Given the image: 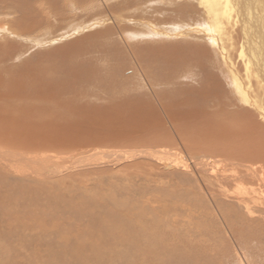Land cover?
Segmentation results:
<instances>
[{"label": "rangeland", "instance_id": "1", "mask_svg": "<svg viewBox=\"0 0 264 264\" xmlns=\"http://www.w3.org/2000/svg\"><path fill=\"white\" fill-rule=\"evenodd\" d=\"M49 1L47 3L41 0H0V100L8 101L12 96L16 99L18 93L15 89L21 75L20 71L28 72V65L36 67L40 64L41 67H45L46 77L43 78L51 80L59 77L58 81L66 78L71 81V83L67 82V91L62 94L67 96V101L87 107L85 112L94 119H84L82 125L77 126L75 123L73 126L69 125L67 121L57 124L48 123L47 127H42L46 128V131L37 134L21 123L17 128V134H8V125L1 122L0 117V141H2L1 136L10 141L6 146V150L9 151H0V154L7 153L8 166L10 168L14 166L11 168L12 171L7 170L0 174V264H264V194L259 191L254 195V186L244 182L225 185L215 176H211L208 171H199L197 157L198 160L203 159L201 156L203 151H199L202 144L199 146L198 143L217 132L214 130L215 127L212 128L207 123L208 119L206 121L200 116L197 119V87L183 86L189 81L185 73L189 67L180 66L182 69L178 72L170 67L171 64H164L166 60L164 54L176 51L177 45H180V49L185 46V42H192L197 46V43L205 41L204 34L197 30L203 29V26L197 25V20L204 9L203 6L211 14L208 9L209 3H206L208 1L200 3L197 0H124V2L123 0H108V2L107 0L86 2L60 0L62 10L57 5L59 0ZM25 2L26 5H23ZM77 8L81 9L77 12ZM86 10L89 12L87 13ZM199 11L201 12L198 14ZM115 13L116 15H113ZM60 14H64V17L62 15V18ZM70 14L80 18L78 19L80 22L71 16L68 17ZM87 15H92L91 19ZM82 17L86 18L85 21ZM56 18L61 20L59 22L61 24ZM50 22H53V25ZM62 22H68L70 26ZM79 23L83 26L79 27ZM51 25L52 28L55 26L53 31L50 30ZM61 25L67 26L62 29ZM151 25L160 30L168 32L171 30L174 34L170 36L158 34L154 37L156 35L148 30L150 29L148 26ZM34 27H38L37 30ZM39 29H42V32ZM90 29L92 30L89 31ZM45 31L47 35L42 34ZM83 34L86 37L82 36ZM88 35L91 37H87ZM62 37L65 39L63 40ZM206 42L210 44V41ZM147 45L149 51L159 52L158 55L151 53L143 56L142 51L145 49L142 48ZM223 45L229 49L228 52L232 56L238 58L239 54L236 52L238 49L235 48V51L230 49L228 39ZM8 46L9 49L5 50ZM77 50H80L79 54L82 53L79 56H82L80 62L76 59ZM216 53H214L215 62L222 64L220 52L216 51ZM197 56H200L198 52ZM176 57L182 60L180 55ZM72 62L77 63V66L82 62L86 65L81 72ZM54 64H56L55 68ZM204 67V64H199L194 69L197 70L195 72L197 77L204 78ZM214 68L215 72L216 69H221L220 65ZM72 71L78 75V80L73 78L74 81L77 80L75 84H72L74 83ZM114 73L119 77L117 76L115 82L109 85L113 88L132 85L131 88L138 91V95L136 94L133 99L142 98L146 103L145 107L133 110L129 106L124 110L118 106L120 104L118 103L114 107L113 115L95 107L96 104L87 97L88 91L90 89L98 91L97 85H105L106 82L103 80H109ZM63 74L65 76L61 77ZM95 78L99 79L97 83L94 82ZM252 81L255 82V79ZM175 82L181 86L176 85ZM221 82L225 86L229 80L225 78V81L221 80ZM167 84L169 88L174 86L173 90H169L170 93L167 92ZM229 86L232 89V85ZM192 90H195V93H192ZM228 92L227 100L226 98L223 100L224 109L228 113L236 114L237 107L233 104L240 103L234 101L229 89ZM113 93L114 90L109 93L111 97L108 99L114 97ZM57 94L58 91H53V101L57 98ZM158 97L162 102H164L162 97L166 98L165 107L168 108V113H163L162 106L157 101ZM176 99L183 102L184 106L173 108L171 103ZM22 101L27 100L23 98ZM199 105L202 107L201 104ZM0 108L3 112L4 107L1 104ZM140 109H147L148 113L140 115L138 113ZM238 112H241V108ZM0 115L10 119L15 117L4 116L3 113ZM29 115L35 118L33 112ZM76 121L79 123V118ZM29 124L34 128L41 125L40 122ZM48 126L51 132L47 131ZM65 126L75 127L66 131L56 129ZM0 146L5 145L0 143ZM19 151L21 154L18 153ZM224 161L222 163L226 164L227 161ZM36 171L38 175H35ZM219 174L221 176L222 173ZM257 188L258 186L255 190ZM25 190L27 192L20 197V191ZM30 190H34V197L40 196L38 199L42 202L41 205L30 207L33 215L39 219V222L35 223L39 226L34 231L25 230L28 224L23 218L19 222L17 220L19 218H14L15 210L17 216L24 217L29 214L28 209L20 205V202ZM50 198L56 199V202L52 204ZM84 198L95 203L90 214L84 215L85 210L78 207L81 200L85 201ZM29 199L30 197H27L26 201ZM47 199L48 202L45 201ZM3 200L8 204L2 203ZM44 201L46 204L43 203ZM71 202L74 205H70ZM116 204L120 207V212L131 215L130 221L145 235L144 241L147 247L133 251L127 243L117 241L119 235L114 236L115 231L111 230L112 235L110 232L99 235L98 230L94 237L100 240L99 243L93 247L94 244H91L89 239L86 240L80 247L81 257H84L85 261L75 260L77 256L73 251L72 241H76L78 236L88 229L94 216L105 218V214ZM71 206L78 207V213L82 216L79 217ZM140 212H144L145 215L138 217ZM151 222H154L155 226H151ZM58 229L67 233V236L61 235L63 238L61 237L60 240L63 242L58 240L60 234L56 235ZM110 238L111 241L115 240L113 244ZM108 240L109 245H107ZM52 254H55V257ZM103 255L109 257L115 255L114 258L111 257L115 263L108 259L102 260ZM52 258L53 261H50ZM70 260H73L72 263ZM104 261L105 263H102Z\"/></svg>", "mask_w": 264, "mask_h": 264}, {"label": "bare ground", "instance_id": "2", "mask_svg": "<svg viewBox=\"0 0 264 264\" xmlns=\"http://www.w3.org/2000/svg\"><path fill=\"white\" fill-rule=\"evenodd\" d=\"M41 1L42 2H47L49 0H41ZM57 1H56V3H57ZM86 1L87 0H85V2ZM154 1H156V0H154ZM197 1L200 2V3L202 1L203 2L204 1H208L206 3H209L208 9L211 12V14H209V12L205 9V6L202 5L204 7V9L202 11L203 14H201L202 12L199 11L198 14L201 12L200 15L197 14L198 16H200V17H198L199 19L197 20L195 18L198 21V23L196 22L197 25L199 24V26H201V27L203 26V29H199L198 28L197 30L204 34L205 41L202 42V43H197V46H196V44H194L192 42L191 43L190 42H187V43L185 42L184 43L185 44L184 47L181 45L182 47L179 49L180 45L179 46L177 45V50L173 51L172 53H167L168 51L167 52L164 51L165 53H167L166 55L164 54V57L166 58V60H164L165 61L164 64L165 65H166V63L171 64L170 67L172 69L178 70V72L184 66L189 67L188 71L185 72L186 75H187L186 79H188L189 81L184 83L185 85H183V86L197 87V109H196V111H197V119H198L199 116L201 117V119H205L206 121L208 119L209 122H207V123L210 125V127H212V128L215 127L214 130L217 132V133H215L213 135H209L207 138L205 137L203 142L198 143L199 146L202 144V146L199 147V151H203L202 154H201L203 159L198 160V157H197V165L199 167V171H203V172H207L208 171V173L211 176H215V178L217 180H220V182L222 181V183L224 182L223 184H225V185L238 183V182H244L246 184H249L250 186H254V189H253V191L255 192L254 195H257V192H259V191L262 194H264L263 193L264 192V190H263L264 189V0H197ZM75 2H77V0ZM93 2H92V4H93ZM107 2H108V0H107ZM123 2H124V0H123ZM3 3H1V4H3ZM8 3H7V5H8ZM59 3H60V0L58 1V4H57L59 6L58 8L60 9V4ZM72 3H74V2H72ZM37 4H40V3H37ZM86 4H88V2ZM23 5H26V2ZM108 5H110V4L108 3ZM40 6H38V7H40ZM44 6H45V4H44ZM191 6H193V5L191 4ZM94 8H95V6H94ZM78 9L79 8H77V12H78ZM200 9H202V8H200ZM60 10H62V9H60ZM14 11L15 10H13V12ZM87 11L88 10H86V12ZM205 11H206V14L204 15ZM13 12H11V13H13ZM35 12H37V11H35ZM105 12H106V10H105ZM127 12H128V10H127ZM37 13H36V15H37ZM45 13H47V11ZM80 13L81 12H79V14ZM31 14L32 13L30 12V15ZM50 14H52V13H50ZM76 14H78V13H76ZM30 15H28V16H30ZM56 15H58V14H56ZM60 15H61V17H62V15L64 17V14H60ZM96 15H98V14H96ZM113 15H116V13L113 14ZM52 16H54V15H52ZM52 16H51V18H53ZM69 16H71V14L68 15V17ZM87 16H89V15H87ZM91 16H89L88 18L91 19ZM118 16H119V14H118ZM15 17H17V16L15 15ZM71 17L73 19L75 18L74 16H71ZM70 18H68V19H70ZM82 18L84 19L85 17H82ZM76 19H77V21H79L78 19H80V18H75V20ZM85 19L83 21H85ZM125 19H127V18H125ZM128 19H130V18H128ZM15 20H17V18ZM56 20H57L58 23L61 22V20H59L57 18H56ZM96 20H97V18H96ZM77 21H75V22H77ZM109 21H110V19H109ZM112 21H113V19H112ZM11 22H12V20H11ZM15 22L17 23V21H15ZM54 22H55V20H54ZM57 22H55V25H57L56 24ZM50 23H52V25H53V22H50ZM72 23H74V22H72ZM87 23L88 22L86 21V24ZM15 24L13 23V25H15ZM59 24H61V23H59ZM63 24H67L68 25L69 23L67 22V23H63ZM83 24H84V22H83ZM83 24H80L79 27L81 25L83 26ZM39 25H41V24L39 23ZM52 25H51L50 30L52 29V31H53V28L55 26L52 28ZM62 25L60 27H62ZM76 25H77V23H75V26ZM6 26H4V27H6ZM42 26H43V24H42ZM66 26H63V27H66ZM68 26H70V25H68ZM57 27H58V25H57ZM63 27H62V29H63ZM148 27H150V29L147 28L149 30V32H152L154 35H156L154 37H157L158 34H163V35L168 34L169 36L171 34H174L173 31H171V30H169V32L168 31H164V30H160V29H157L156 27H154L152 25L148 26ZM36 28H38V27H34V29H36ZM160 28H161V26H160ZM66 30H68V29H66ZM91 30L92 29H90L89 31H91ZM7 31H9V29H7ZM25 31H27V30H25ZM52 31H50V33ZM122 31H124V30L122 29ZM41 32H39V33H41ZM46 32L47 31L43 32L42 34H46ZM54 32H55V30H54ZM234 32H236V35H234ZM109 33H111V32H109ZM54 34L56 35V33H54ZM95 34H96V32H95ZM143 34H144V32H143ZM62 35H64V34L62 33ZM98 35H101V34H98ZM134 35H135V33H134ZM57 36H59V35H57ZM82 36H84V34ZM105 36H107V34H105ZM137 36H139V35H137ZM225 36H227V38H225ZM32 37H33V35H32ZM52 37H54V36H52ZM84 37H86V36H84ZM87 37H91V36L88 35ZM142 37H144V36L142 35ZM145 38H147V37H145ZM6 39L8 40V38H6ZM62 39H63V37H62ZM161 39H162V37H161ZM226 39H228V43H229V48L230 49H234L233 51H235L236 49L239 50V51L236 50V52L239 54L238 58H237V56H232V54L228 52L229 49L225 45H223V43L226 44ZM65 41H67V40H65ZM70 41L72 42V40H70ZM206 41H210V44L207 43ZM22 42H24V41H22ZM81 42H83V41H81ZM62 44H63V41H62ZM3 46H4V44H3ZM9 47L10 46L5 48V50H8ZM129 48H130V46H129ZM147 48H149L148 45L145 46L144 48H142V49H145V50L142 51L143 56H144V54H151V53L158 55L159 52H151ZM65 50L68 51L69 49H65ZM79 51L80 50L76 51V59H78V61L80 62V58H82V56L81 57H79V56L82 55V53L79 54ZM216 51L220 52V54L222 56L221 59H222V64L223 65L220 64V63L218 64V62H215L216 56H214V53H216ZM7 52H10V51H7ZM197 52L200 54V56H197ZM14 53H16V52H14ZM14 55H16V54H14ZM177 55H180V57H182V60L179 59L178 57H176ZM215 55H217V53ZM89 57H91V56H89ZM218 57H220V56H218ZM236 58L238 59V61H237ZM57 59H59V58H57ZM105 59L107 60V58H105ZM14 60L15 59H13V61ZM156 60H158V59L156 58ZM13 61H12V63H13ZM59 62L60 61H58V63ZM29 63H31L30 60H29ZM199 64H204L205 65V67L203 68V73L205 74L204 78H202L200 76L197 77V75L195 73V72H197V70H194V69L197 68V65H199ZM54 65H55L54 66V68H55L56 64H54ZM73 65L76 68H79V70L82 72V70L84 69L83 66H85L86 64H84V62H82L81 64H79V66H77V63H73ZM219 65H220L221 69H216L217 72H215L214 71V69H215L214 67L215 66L218 67ZM42 67H43V69H42ZM42 67H41L40 64H38L36 67H32V66L28 65V70H27L28 72H25V71L21 72L20 71L21 75H20V78L18 79V81L16 82V89H15V91L18 93L17 94V98L14 99V96H12L11 99L8 100V101H5L3 99L0 100L1 106L4 107V111L3 112H2V109L0 108V114L3 113L4 116H15V117H12L10 119V117H2L0 115L1 122H3L5 125H8V134H17V132H16L17 128H18L19 124H21V123H23L24 126L27 125L28 129L31 132H35L37 134L38 132L41 133V132L46 131V128H42V127H47L48 123H56L57 124V123H60V122L67 121L69 125L73 126L74 123H75V125L77 126V125H82V120H84V119H87V118L94 119L92 116H90L88 113L85 112L87 110V107L77 106V105L74 104V102L67 101L66 100L67 96H65V94H62L64 91L65 92L67 91V87H66V84H68L67 82L71 83V81H69V79H67V78L65 80H63V81H58L59 77H56V78L51 79V80H47L46 78H43V76H45V72H44V68L45 67L44 66H42ZM125 68H127V67H125ZM243 70L245 72H243ZM127 73H128V71H127ZM71 75H72V80H73V78H77V80H78V75H77V73L75 71H72ZM64 76H65V74H63L61 77H64ZM117 76L119 77V75L114 73L112 77L110 76L109 80H103V81L106 82V84L105 85L104 84H98L97 87H96L98 89V91H93V89H90L88 91L87 97L90 98L92 100V102H94L96 104L95 107H99L103 111L108 112L110 115H113L114 107L118 103H120V104H118V106L122 107L124 110H127V108L129 106H131L133 108V110H136V108L138 109V108L145 107L146 103H145V101L142 98L138 97V98L133 99L135 96L138 95V91L137 90H133V88H131L132 85L131 86L125 85L124 87H118L117 86L116 88H113L112 85H109V84H112V83L115 82V80L117 79L116 78ZM225 78L229 80V83L227 85L223 86L221 80L225 81ZM253 79H255V82L252 81ZM22 80H23V82H22ZM77 80H75V81L73 80L74 83H72V84H75L77 82ZM97 80H99V79L95 78L94 82L97 83ZM173 80L175 81V79H173ZM175 84L178 85V86H181V85L177 84L176 82H175ZM229 84L232 85V89H231V86H229ZM98 86H100L101 88H99ZM139 87H140V85H139ZM227 88L231 92L230 94H231L232 98L234 99V101H237L238 103H240L239 105H237L236 103L233 104L235 107H237V109H236L237 113L236 114L228 113L224 109L223 100H225L224 98H226V100H227L228 93H229ZM0 89H1V86H0ZM68 89H70V88H68ZM173 89H174V86L172 88H169V85H168V91L167 92L170 93L169 90H173ZM20 90L23 92V94H21ZM55 90L58 91V94H57V98L53 101V99H54L53 98V91H55ZM112 90H114V93L112 95L114 97L108 99L109 97H111V94H109V93H111ZM192 93H195V90H192ZM81 94L83 96V93H81ZM143 95H145V94H143ZM23 98L25 100H27V101H22ZM162 98H163L164 102H162L160 97L157 98V101H159L160 105L162 106L163 113L166 114V113H168V108L165 107L167 102L165 101L166 98H164V97H162ZM195 103H193V105H195ZM171 104H173L172 105L173 108H176V107L180 108V107L184 106L183 102H181L179 99L174 100L173 103H171ZM199 104H201L202 107H200ZM21 106H22V109H20ZM92 106H93V104H92ZM239 108H241V112H238ZM30 112H33V114L35 115V118H32L29 115ZM138 113L140 115H146L148 113V110L147 109H140V110H138ZM7 118H8V120H7ZM78 118L80 120L79 123H77L78 121H76V120H78ZM35 120H36V122H40L41 123V125L40 126L37 125L36 128L32 127L29 124V123H36ZM96 120H98V119H96ZM74 127L66 128V126H65V127H62V128L58 127L56 129H59L60 131H62V130L66 131V129L70 130V129H73ZM53 128H55V127H53ZM48 129L49 130H47V131L51 132L50 126H48ZM78 132H80V131H78ZM1 138H2V141H0V143H4L5 146H3V147L0 146V151L1 152L9 151L8 149L6 150V146L10 142L9 139L7 140L5 137H2V136H1ZM12 144H10V145L12 146ZM59 144H61V143H59ZM33 148H34V146H33ZM43 148H44V146H43ZM51 151H52V149H51ZM55 151H58V150H55ZM69 151H70V149H69ZM72 151H73V149H72ZM18 153H20V151ZM49 153H50V151H49ZM63 153H65V152H63ZM26 154H27V152H26ZM0 155H1V159H0V166H1L0 174H3V172H6L7 170L8 171H12L11 168H13L14 166H12L11 168L8 166V164H7V153H1ZM22 155H23V153H22ZM41 157H42V154H41ZM45 157H46V155H45ZM46 159H48V158H46ZM224 160L227 161L226 164L222 163ZM36 164H37V161H36ZM203 169H205V170H203ZM13 170H15V169H13ZM42 171H40V172H42ZM29 172H31V170H29ZM36 172L37 173L36 174L34 173V174L38 175V171H36ZM220 172L222 173L221 176L219 174ZM31 174H33V173H31ZM0 181H1V179H0ZM256 186H258L257 190H255ZM21 189H22V187H21ZM25 192H27V191L26 190L25 191H20V197H22L23 193H25ZM33 194H35L34 190L28 191V194L26 195V197L22 198L24 200L20 202V205L25 206L28 209L27 211H28L29 214L28 215H24V217H22L21 215L17 216L16 210H15V214H14V218H19V219H17L18 222L22 218L27 222L28 228H25L26 231H34L39 226V225L35 224L36 222L37 223L39 222V219L36 217V215L35 216L33 215L34 213H32V211L30 209L34 205H37V204L39 205L40 203L42 204V202L40 201L41 199L40 200L38 199V198H40V196L36 195V197H34L35 195H33ZM3 196H6V195H3ZM27 197H30V199L26 201ZM5 199H6V197H5ZM86 199H85V201L81 200L79 202V204H78L79 209L85 210V213L83 212L84 215L86 213L90 214V212H92V209L95 207V203H93L92 200L88 201ZM45 201L48 202L49 199H47ZM45 201L43 203H45ZM50 201L53 204V203L56 202V199L50 198ZM2 203H7V202H5V200H3ZM20 205L16 204V206H18L19 208L21 207ZM70 205H74V203L72 204V202H71ZM117 206H118V204L113 206L105 214V218H104V216L102 218L94 216V218L91 219V224L88 226V229L87 230L85 229L86 231L84 233L82 232V234L80 236L76 235V236H78V238L76 239V241L75 240L72 241L73 242L72 245H73V248H74L73 251L76 252L75 255L77 256V258L74 257L75 260L79 259V260H81L83 262L85 261L84 257H81V253L82 252L80 250V247H82V245L86 242V240L89 239L91 241V244H94L93 247L97 243H99L100 240H98L96 237H94L95 232H97L98 230H99V235H104L107 232L108 233L110 232V235H112V231H115L114 232V236L115 235H119L117 241H119L121 243H123V242L127 243V246H129L130 249L133 250V251H136V250L138 251V250H141V249H144V248L147 247V243L144 241V236L145 235L142 234V231L138 230L137 227L133 226V222L130 221L131 215L126 214V213L123 214L122 212L119 211L120 207H117ZM78 207L71 206V208H73L75 213H77L78 216L81 217L82 215L80 213H78L79 212ZM248 208L249 207H247V209ZM38 210H36V211L38 212ZM249 210L251 211L250 208H249ZM51 212H53V210ZM93 213H94V211H93ZM71 214H72V212H71ZM144 215H145L144 212H140L138 217H141V216L143 217ZM52 217H54V216H52ZM232 218H234V217H232ZM75 221H77V220H75ZM20 223H22V222L20 221ZM150 224H151V226H155L154 222H151ZM14 230L16 231V229H14ZM23 231H24V229H23ZM58 231H59V229H58ZM58 234H60L59 237L57 236L58 240L61 239V237H62L61 235H63V234L67 236V233H63L61 230L56 235H58ZM107 236H109V234H107ZM39 238H40V236H39ZM64 238L66 239L67 237H64ZM112 238H114V237H112ZM41 239H42V237H41ZM113 240L111 241V238H110L111 244H113V242L115 241V240L114 241ZM110 241L109 242L106 241L108 243L107 245H109ZM61 242H63V241H61ZM65 242L66 241H64V243ZM116 243H114V244H116ZM101 246H103V245L101 244ZM84 248H85V246H84ZM104 248H106V247H104ZM63 254H64V252H63ZM52 255H53V257H55L54 256L55 254H52ZM75 255H72V256H75ZM92 255H93V253H92ZM115 255H113V256H115ZM72 256H70V257H72ZM103 256L104 257L102 258V260L103 259H108L109 261H112L111 259L114 258L113 256L109 257L108 255H107L108 257L106 255H103ZM111 257H113V258H111ZM65 258H67V257H65ZM95 258L97 259L98 257H95ZM51 260L53 261V258L50 259V261ZM70 261H69V263H70ZM72 261H71V263H72ZM112 262H114V261H112ZM102 263H105V261L102 262Z\"/></svg>", "mask_w": 264, "mask_h": 264}]
</instances>
